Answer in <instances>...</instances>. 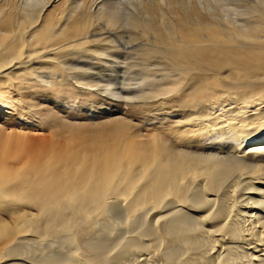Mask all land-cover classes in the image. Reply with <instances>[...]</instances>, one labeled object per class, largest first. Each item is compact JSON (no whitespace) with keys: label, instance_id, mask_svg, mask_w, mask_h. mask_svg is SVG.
Masks as SVG:
<instances>
[{"label":"bare ground","instance_id":"bare-ground-1","mask_svg":"<svg viewBox=\"0 0 264 264\" xmlns=\"http://www.w3.org/2000/svg\"><path fill=\"white\" fill-rule=\"evenodd\" d=\"M63 1L0 0L1 116L15 102L2 86L28 72L29 85L81 88L108 107L121 98L100 89L112 81L64 59L88 44L124 53V43L193 78L173 100L183 111L174 121L192 128L142 141L127 117L75 123L44 102L40 113L69 136L35 137L26 121L18 136L28 148L0 156V264H264V0H67L58 15ZM48 65L65 72L61 81ZM170 84L159 95L173 97ZM201 123L237 150L183 145ZM244 133L261 137L242 146Z\"/></svg>","mask_w":264,"mask_h":264},{"label":"rangeland","instance_id":"rangeland-1","mask_svg":"<svg viewBox=\"0 0 264 264\" xmlns=\"http://www.w3.org/2000/svg\"><path fill=\"white\" fill-rule=\"evenodd\" d=\"M33 1L36 2V0H33ZM66 1H63V3L58 7V9H56L58 12V15H61V13L63 12ZM89 45L90 47L88 48ZM104 45H108V44H104ZM136 45L137 44H126L125 46L124 43L123 45L119 44V47L124 51V53H117V54L114 52H108L111 50H108L106 46H105L106 48L104 47V51L108 52V54H105V55L101 54L102 52L103 53L105 52L100 51L99 48H97V44H94V45L88 44L86 46L87 48L83 47L80 50H74V52L73 50H70V51H66L67 54L65 53L66 55H68V57L64 60L69 61V59H72L70 61L75 62L76 60L79 59L78 62L76 61V63L78 64L79 62H81L79 63L80 66L86 65V67L89 68L88 70L90 71L91 74L94 73L96 69H99V71L98 70L97 71L100 73V70H101V73L107 77V78L106 77L103 78L100 75H97L98 77L96 76L95 77L96 79L102 78V80L104 81H107V80L112 81L111 85L109 84L102 85L100 89L102 91L109 90L110 92L119 91V93L121 94V98H118L119 96L116 95L115 99L117 101H114L115 103L107 101L109 102L108 107L106 105H103L101 103V100H99V98H95L92 94H90L89 96L84 95L83 90L81 88H80L81 90L80 89L74 90L64 85H61V87L60 85H56L53 89L48 90V89H44L42 86L29 85L27 81L35 78L30 72L19 75L17 81H7V83L2 86L1 92H3V94H6L8 96L11 95L10 97H14L15 102L13 103V107L10 108L11 110H6L5 113H2V116L0 115V126H2V129H0V156L4 154L15 156V154L22 152V149L25 151L28 148L27 140L22 139L21 137L18 136L19 132L26 133L28 131L26 124L24 125L26 121L29 122L31 126H33L32 128L33 130H30V132L35 137H40L41 135L51 134L52 136L58 137L61 139L68 138L69 133L67 132L69 131L65 124L60 123L59 117L51 115V114L40 113L42 110H40L39 107L41 106L44 107L46 105L49 108L53 107L54 109H56L55 107L57 104V107L59 109H56V110L53 109L51 111L61 113V115L63 114L62 117H65V118L70 117V119H73L71 121L73 122L76 121L75 123L85 122L86 120L88 121L102 120L103 121L105 118H108L110 115L111 117H114L116 115L121 116V117H127L128 120L134 122V124L137 125L139 129L141 128L140 132L141 131L142 132L140 134L144 133L142 134L144 137L143 138L141 137L142 141L148 140L150 138L149 135L153 136L155 134H160V133L163 134L167 132V130H168V134L171 133L170 135H173L172 132H176L180 128H185V129L190 128L191 129L192 127L188 125L189 123H186V122L176 123L175 122V121H179V118L181 117L179 116L180 114L177 112L181 110L180 113H182L183 111L182 109H180V106L179 107L176 106V105H179L178 103H176V105L173 103V100L178 101L184 98V96L182 95L185 93L184 91L187 92V95L190 93L191 88L195 86V83H193V78L191 80L192 82L190 81L186 83L190 75L186 76L185 73L175 72L171 70L168 62L162 57L149 55L147 53H146L147 55H144V54L139 55L141 54L140 53L141 49L139 48L138 45L137 46ZM91 46L92 47L94 46V47L92 48ZM125 47H128V48L126 49ZM134 47L136 48V50ZM90 48L92 49L95 48V49L92 50ZM97 50L100 51L101 55L99 54V52H97ZM111 53L112 54L114 53V55H111ZM71 55L73 56V58ZM130 56H132V58ZM109 60L113 62L109 63L110 62ZM89 62L91 64H89ZM262 62L264 64V61ZM111 65L114 68H112ZM254 65H250V66H254ZM101 66L104 68H102ZM44 67H45L44 70L48 71L53 76L52 79H56V78L59 79L58 76H60V73L61 75L65 73L64 71H61V70L58 71L59 73L56 72L52 68L51 65L44 66ZM67 72L69 73L70 71L67 70ZM194 76H196L197 79L205 77L201 73H196ZM47 80H44V81L45 83L49 84L51 82V79H47ZM59 80L61 81V79ZM114 80H118V82ZM165 81H168L169 86H165L167 84L163 85ZM172 81L177 82V87L175 89V92H177V89H180L182 90V94L179 90V92L175 93L173 97L168 96V95H162V94L159 95L160 90L168 89V88L172 89V84H170V82ZM73 82H75V80H73ZM133 94L134 95L135 94L145 95L146 98H142V99L138 98V100L137 98H134L133 100L129 99ZM125 101H128L130 104L128 102L124 104L123 102ZM44 102L47 104L45 105ZM133 102H137V103L132 104ZM231 106L233 105H230L228 107H231ZM191 111H193L191 112V114L197 115L198 110L191 108ZM181 115L183 116L184 114H181ZM177 116L179 117L177 118ZM167 119H171L169 120V122L171 121L170 122L171 124L168 122ZM211 121H212L211 119L207 120V122H211ZM165 122H167L168 124L167 123L165 124ZM204 124L205 123H201V125L196 128L197 129L196 134L192 133V135H190L188 138H184L183 145L187 143L186 147L188 146V148H191V149H197L198 147L203 148L204 151L206 150L205 151L206 154L208 152L210 153V151L208 150H211V149H212L211 153L214 152L215 154H218V155H221L223 151L224 152L222 155H225L231 152L233 153L234 151L237 150L236 144H234V142L231 141L232 139H224L222 135H220V137H217V139L214 138L216 140L212 139L211 141V138L213 137L212 134L214 132L216 133V130L214 129L210 130L208 128H205L206 126H203ZM224 124H227L224 120H216V123L212 127L217 129L221 125H224ZM92 125L94 124L92 123ZM164 125L169 126V127H166ZM173 127H176V128H173ZM250 127L251 126H249V128ZM164 128L166 129V131ZM219 130L221 131L222 128H220ZM250 131L252 130L251 129L248 130L247 133H249ZM247 133H244L245 135L243 134L242 136V137L247 136L246 138L245 137L243 139L240 138L242 140L240 141V145L242 146L243 144L245 145L248 142H250V140L253 139L251 138L253 136L257 135L255 139L256 138L258 139L261 137V134L253 133V134L247 135ZM185 139H188V141H186ZM198 139L200 141H198ZM255 139H253V141H256ZM194 140H196L197 143ZM190 143L192 144L190 145ZM201 143L203 144L200 145ZM199 148L198 150L200 151L201 149ZM243 202L245 201H242L240 203H243ZM238 209L239 208H237L236 211Z\"/></svg>","mask_w":264,"mask_h":264}]
</instances>
